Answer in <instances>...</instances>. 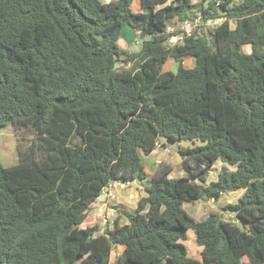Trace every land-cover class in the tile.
I'll return each instance as SVG.
<instances>
[{
    "label": "trees",
    "instance_id": "trees-1",
    "mask_svg": "<svg viewBox=\"0 0 264 264\" xmlns=\"http://www.w3.org/2000/svg\"><path fill=\"white\" fill-rule=\"evenodd\" d=\"M134 2L0 0V128L19 139L18 163L0 160V264H264V0ZM194 17L225 19L171 41ZM125 27L139 50L122 49ZM163 140L183 175L162 160L148 177ZM134 180V211L83 226L111 182ZM234 192L203 220L184 208Z\"/></svg>",
    "mask_w": 264,
    "mask_h": 264
},
{
    "label": "rangeland",
    "instance_id": "rangeland-1",
    "mask_svg": "<svg viewBox=\"0 0 264 264\" xmlns=\"http://www.w3.org/2000/svg\"><path fill=\"white\" fill-rule=\"evenodd\" d=\"M193 1H194V3H196V2H199L200 0H193ZM242 1L243 0H236L237 3H240ZM136 8L137 7L134 4V9H136ZM199 9L200 8H198V7L194 8L195 11H199ZM224 19H225L224 17L216 19L214 22V26L219 24ZM182 24L180 25V27L182 26ZM214 26H211V27L202 26L199 30H200V32L202 31V32H206L209 34V28H213ZM169 28H170V31L175 30V28H173V27H169ZM175 37H177V35L172 37L174 42L175 43H181V41L176 40ZM120 45H121V43H120ZM140 46H141V38L137 37V40L134 41V43L131 47L127 46L126 44H124V46L123 47L121 46V47L123 50L131 52V51L139 50ZM250 50L251 49L249 46L245 47V51H250ZM183 64H184V67H186V68H192L195 65V59L193 57H192V59H186ZM178 67H179L178 61H176L175 59H169L163 65V70L164 71L177 72ZM18 142H19V139L15 135L14 129L11 125L4 127V128H0V160H1V163L3 164V166L7 167V166H12V165L18 163ZM163 142H165V145L158 147L156 149V151L166 155L165 161L170 162L174 166V170L171 173V176L177 177V176L183 175L184 171L182 170V166H181L180 161L178 163H176V161H175L176 160L175 157L177 155H179V153H178L179 144L176 142H173V141H169V140H163ZM180 144L184 147H188L191 145V142L182 141ZM147 158L148 157L146 155H143V159H145V163H146ZM155 158H157V157H155ZM180 160H182L181 156H180ZM223 165H225V164L222 161L218 160L214 164V166H212L209 169V177H208V181H207L208 184L210 182L218 179V174H219L221 168L223 167ZM228 167L232 170L235 169V167H232V166H228ZM131 184H134V183H131ZM119 189H121V183L115 192V199H117L119 196L120 201L128 202L129 204H127V205H129V207H132V209H134V207L136 206L135 199L129 198L127 196H122L121 193H118ZM240 196H241V194H237L235 192L234 193H226V194H224V196L222 197L220 202L214 201L213 199H211V200H200V201H197L196 203H193V204L186 203L184 205V208L195 220L199 221V220H203V219L207 218L212 212L219 211L221 209L222 205L230 203V202H236ZM123 205L124 204H122V206L119 205L120 206L119 210H123L125 208H128V207H125ZM109 207L111 209L113 208L114 210H116L115 212L111 211L110 220L108 221L109 223L107 222L108 224L112 225L113 221H115L117 215L119 214L118 213L119 211H117V209H118L117 205H113V204L109 203ZM91 214H94V213H91ZM91 214H90L88 220L83 224V226H85L87 224L93 225L95 223H99V224H101V226H104L102 219L99 218L100 217L99 213L94 214L93 216H91ZM229 216L232 217L233 215L230 214ZM127 223H128V221H127ZM121 224H126V221L122 222ZM185 244L187 245V247L189 249V254L191 256L199 257V254H200V251L202 250V247L197 245V243L195 241V234H194V231L192 229H190L188 231V239L185 241ZM123 246L124 245L120 246L121 250H122ZM124 249H125V246H124ZM115 255H116V252H114L112 254L111 264H114ZM244 261L246 262L247 260L244 259Z\"/></svg>",
    "mask_w": 264,
    "mask_h": 264
},
{
    "label": "crops",
    "instance_id": "crops-1",
    "mask_svg": "<svg viewBox=\"0 0 264 264\" xmlns=\"http://www.w3.org/2000/svg\"><path fill=\"white\" fill-rule=\"evenodd\" d=\"M134 4L137 7L136 9H134ZM134 4H133V9L135 11H139V10L142 9L139 0H135ZM137 37H139L137 32L131 30L129 27H125L123 29L122 39L120 40L121 46L123 47L124 44H126L127 46H130L131 47L133 45L134 41L137 40ZM186 59H192V57H186L185 60ZM185 60H184V62H185ZM146 156L148 157L146 159V163H145V159H143V162L145 164V170H146V172L148 174V177H151L154 174V172H155V170L157 168V164L160 163L162 160H166V155H164V154H162L160 152H157L155 150V151H153L152 153H150L149 155H146ZM155 157H157V158H155ZM176 157H175L176 163H178L179 161L181 163L182 160H180V156L177 155ZM131 183H134V184H131ZM143 192H144L143 191V183L142 184L141 183L139 184V183H135V182H127V183H122L121 182V189H119V192L118 193H121L122 196H127L129 198H134L135 199V202H136V206L134 207V209H132V207H129V205H127V204H129L128 202H126V201H120L119 200V196H118L117 199L112 200L111 204L117 205L118 209H120V206H122V204H124L123 206L129 208V209L128 208H125V209L129 210L130 212L132 210L134 211L136 209V207H137V203H138L139 199L144 195ZM100 205H101V203L99 201H96L94 203V210H93V213L94 214H96V209ZM94 214H91V216H93ZM119 221H120V224L122 222H124V221H126V223H127L128 218L126 216H123V217L120 218ZM112 227H113V223H112V225L111 224L109 225V228H112ZM120 246L121 245H118V247H117L118 252H122L124 250V246H123L122 250L120 249Z\"/></svg>",
    "mask_w": 264,
    "mask_h": 264
},
{
    "label": "built area",
    "instance_id": "built-area-1",
    "mask_svg": "<svg viewBox=\"0 0 264 264\" xmlns=\"http://www.w3.org/2000/svg\"><path fill=\"white\" fill-rule=\"evenodd\" d=\"M215 20H210L207 22H203L200 17H194L193 19L186 20L183 22L181 29L183 30V33L177 35L175 37L176 40L183 42L186 35H190L195 29L206 25V26H212L214 25ZM170 31V28L168 29ZM171 32V31H170ZM171 41L174 42L173 38H171ZM121 181H113L111 182L102 192L101 196L98 198L97 201L101 203V205L96 209V214L99 213L100 217L103 221V225L106 226L110 220L111 211L115 212L113 208L111 209L109 207V203L112 202V200L115 199V192L118 189V186H120ZM102 211V212H101ZM104 211V212H103ZM108 222V223H107ZM103 226V227H104Z\"/></svg>",
    "mask_w": 264,
    "mask_h": 264
},
{
    "label": "water",
    "instance_id": "water-1",
    "mask_svg": "<svg viewBox=\"0 0 264 264\" xmlns=\"http://www.w3.org/2000/svg\"><path fill=\"white\" fill-rule=\"evenodd\" d=\"M178 140L180 141V138H178ZM157 144H158V145H160V143H159V141H158V140H157ZM134 182H136V181L134 180Z\"/></svg>",
    "mask_w": 264,
    "mask_h": 264
}]
</instances>
